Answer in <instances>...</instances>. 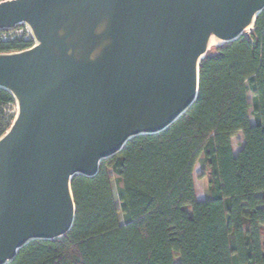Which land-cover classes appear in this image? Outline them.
Segmentation results:
<instances>
[{
	"label": "water",
	"instance_id": "95a60500",
	"mask_svg": "<svg viewBox=\"0 0 264 264\" xmlns=\"http://www.w3.org/2000/svg\"><path fill=\"white\" fill-rule=\"evenodd\" d=\"M263 10L264 0H1L0 30L27 26L34 45L0 53V88L18 107L0 138V264L68 234L73 178L177 121L207 53L250 36Z\"/></svg>",
	"mask_w": 264,
	"mask_h": 264
},
{
	"label": "trees",
	"instance_id": "16d2710c",
	"mask_svg": "<svg viewBox=\"0 0 264 264\" xmlns=\"http://www.w3.org/2000/svg\"><path fill=\"white\" fill-rule=\"evenodd\" d=\"M27 35L0 38V53L32 47ZM11 103L0 88V138ZM200 160L204 200L194 177ZM72 188L70 232L31 241L9 264H264V10L250 36L207 53L198 98L177 121L132 138L95 176L76 175Z\"/></svg>",
	"mask_w": 264,
	"mask_h": 264
},
{
	"label": "rangeland",
	"instance_id": "374dc122",
	"mask_svg": "<svg viewBox=\"0 0 264 264\" xmlns=\"http://www.w3.org/2000/svg\"><path fill=\"white\" fill-rule=\"evenodd\" d=\"M26 28H28V27L25 26V29ZM14 110H15V112L18 111V107L15 106ZM251 119H252V121H254L252 115H251ZM241 137L242 136L239 135L238 137H236L234 139V148L236 151L240 147V143L237 140L241 139ZM204 171H205L204 164H203L202 160H200L199 162H197V164L195 166L194 177H195L196 193L198 194V197H202V198L207 197V195H208V180L205 176H202ZM112 188H113V193H114V196L116 199V203H117V205L120 206L119 198H118V187H117V182L115 179H113V181H112ZM120 221L123 222L122 215H120ZM178 261H179V258H176V262H178Z\"/></svg>",
	"mask_w": 264,
	"mask_h": 264
},
{
	"label": "built area",
	"instance_id": "2783aa9c",
	"mask_svg": "<svg viewBox=\"0 0 264 264\" xmlns=\"http://www.w3.org/2000/svg\"><path fill=\"white\" fill-rule=\"evenodd\" d=\"M24 30L27 32V34H28L27 36L31 35V32L28 28L25 29V27L24 28H17L16 27V28L11 29V30H0V38L3 40L13 39V38L23 34ZM15 106H17L16 103H11L5 108V111L9 116L7 126L5 127V130H4L5 133L10 129V127L13 124L14 119L16 117L17 111L15 112V110H14Z\"/></svg>",
	"mask_w": 264,
	"mask_h": 264
},
{
	"label": "crops",
	"instance_id": "0c3cea01",
	"mask_svg": "<svg viewBox=\"0 0 264 264\" xmlns=\"http://www.w3.org/2000/svg\"><path fill=\"white\" fill-rule=\"evenodd\" d=\"M239 135H241L242 137H241V139H238L237 141H239V143H240V147L237 149V151L235 150V148H234V139L236 138V137H238ZM243 144H244V138H243V135H242V133L240 132L237 136H235L233 139H232V146H233V150H234V153H238L239 151H240V149L242 148V146H243ZM196 195H197V198L199 199V200H204L206 197H204V198H202V197H198V194L196 193Z\"/></svg>",
	"mask_w": 264,
	"mask_h": 264
},
{
	"label": "bare ground",
	"instance_id": "6f19581e",
	"mask_svg": "<svg viewBox=\"0 0 264 264\" xmlns=\"http://www.w3.org/2000/svg\"><path fill=\"white\" fill-rule=\"evenodd\" d=\"M212 43L214 44V43H216V41H215V40H213V41H212Z\"/></svg>",
	"mask_w": 264,
	"mask_h": 264
}]
</instances>
